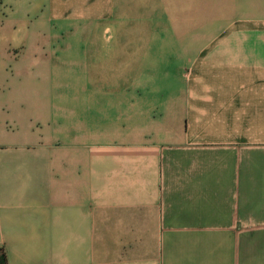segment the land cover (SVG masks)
<instances>
[{"label":"crops","instance_id":"0c3cea01","mask_svg":"<svg viewBox=\"0 0 264 264\" xmlns=\"http://www.w3.org/2000/svg\"><path fill=\"white\" fill-rule=\"evenodd\" d=\"M114 4L140 27L133 51H91L83 82L36 81L45 52L21 27L107 24ZM164 27L168 50H138ZM68 64L51 61L82 68ZM0 250L6 264H264V0H0Z\"/></svg>","mask_w":264,"mask_h":264},{"label":"rangeland","instance_id":"374dc122","mask_svg":"<svg viewBox=\"0 0 264 264\" xmlns=\"http://www.w3.org/2000/svg\"><path fill=\"white\" fill-rule=\"evenodd\" d=\"M48 0H27L28 3L36 4L40 2H47ZM96 5V2H94ZM112 5V4H111ZM110 11V16L107 24L95 23L94 25H69L65 23L69 22H49L44 26H38L36 21H30L26 26L21 27L19 36L23 37L27 42V46L39 42L42 51L45 52V58L48 65L46 66L45 72L36 75V81L39 76V80L50 85L54 82H69L79 81L83 82L88 80L86 72V62H90L88 59V53L91 51L100 52L102 49L112 50H131L133 51L136 47L134 41V34L140 31V27L130 25H123L121 16L124 17L126 14L127 18H133V10L126 9L124 12L119 11L115 8ZM132 7V4L129 5ZM47 14V11H45ZM121 14V15H120ZM122 17V18H123ZM132 22V20H131ZM133 23V22H132ZM19 28V27H17ZM147 30L149 27H142V32ZM16 32V31H15ZM15 34V33H14ZM159 35H163V41H148L145 42L138 48V50L147 52H161L165 49V36L167 37L168 31L164 28L158 29ZM40 40V41H38ZM29 41V44H28ZM94 41V42H93ZM11 52L9 53V63L15 66L22 58L18 59L17 56L22 55L23 48L21 46L15 47L11 44L9 47ZM82 53V54H81ZM59 56V57H57ZM53 57V58H51ZM51 59V60H48ZM61 60V65L69 66L68 62H80L82 68H77V71L69 72L66 74H58L52 69L51 61ZM49 61V62H48ZM51 66V67H50ZM76 67V66H73ZM65 70H62V72ZM9 71V81H15L18 75Z\"/></svg>","mask_w":264,"mask_h":264},{"label":"trees","instance_id":"16d2710c","mask_svg":"<svg viewBox=\"0 0 264 264\" xmlns=\"http://www.w3.org/2000/svg\"><path fill=\"white\" fill-rule=\"evenodd\" d=\"M0 264H6V258L2 250H0Z\"/></svg>","mask_w":264,"mask_h":264}]
</instances>
